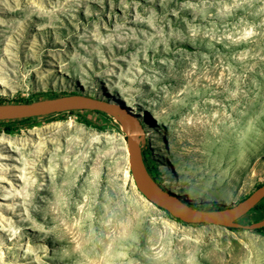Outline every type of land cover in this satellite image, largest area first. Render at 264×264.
Returning <instances> with one entry per match:
<instances>
[{
	"label": "rangeland",
	"instance_id": "374dc122",
	"mask_svg": "<svg viewBox=\"0 0 264 264\" xmlns=\"http://www.w3.org/2000/svg\"><path fill=\"white\" fill-rule=\"evenodd\" d=\"M0 82V104L110 85L160 119L166 140L146 133V164L197 204L264 184V0H0ZM62 116L0 125V264H264L257 229L178 221L150 202L118 118ZM262 219L264 198L239 222Z\"/></svg>",
	"mask_w": 264,
	"mask_h": 264
},
{
	"label": "water",
	"instance_id": "95a60500",
	"mask_svg": "<svg viewBox=\"0 0 264 264\" xmlns=\"http://www.w3.org/2000/svg\"><path fill=\"white\" fill-rule=\"evenodd\" d=\"M112 99L105 96H90L82 91H77L32 102L2 103L0 104V121L39 117L67 111L97 110L109 113L124 123L130 171L137 188L150 202L186 223L213 224L226 228L259 229L264 227V219L248 225L239 222L240 218L264 198V184L242 200L216 208H214L215 206L209 208L202 204L190 203L175 191L159 184L148 169L143 155L141 142L146 132L145 122L140 119V116L133 115L131 110L125 112L121 110L122 106L114 98ZM126 118H128L127 121ZM131 121L136 126L134 131L131 130Z\"/></svg>",
	"mask_w": 264,
	"mask_h": 264
},
{
	"label": "bare ground",
	"instance_id": "6f19581e",
	"mask_svg": "<svg viewBox=\"0 0 264 264\" xmlns=\"http://www.w3.org/2000/svg\"><path fill=\"white\" fill-rule=\"evenodd\" d=\"M7 13L9 11H6ZM67 76V75H66ZM70 79V78H69ZM77 80V79H76ZM76 80H73L72 77H71V80L68 81L69 82V85H72L74 86L75 84H77ZM63 81L64 82H67L66 78H63ZM80 82V81H79ZM78 82V83H79ZM80 86L83 88L85 94L87 93H90L91 91H89V87H87L85 84L83 85V83H79ZM4 85L0 82V92L1 93H4V89H3ZM104 89L103 91L105 92L104 95L107 97V98H110L111 100H113L112 98L115 99L116 102H118V104L121 107V110H124L125 111H128V110H131L132 111V114L135 115V116H140V119L145 122L146 124V132H145V135L146 133L147 134H151L153 132V130H155L156 134H155V137L156 139L158 140L157 143H158V146H161V143L166 140L165 136L163 135V131L160 129V119L156 116V115H151L150 112L146 109H136L134 108L133 106H131L129 104V102L124 99L123 97H121L115 90L113 87H111L110 85H104ZM90 95V94H89ZM143 108H146L143 106ZM123 112V111H122ZM149 112V113H148ZM128 120V118H126V121ZM123 126H124V123H122ZM130 126H131V130L134 131V128L136 127L134 122L131 121L130 122ZM159 127V128H158ZM139 132L141 130H138ZM158 132V133H157ZM12 146V143L10 142H7L6 143V146L7 148H10ZM157 153L155 154H159L161 157H162V160L164 162V167L162 166V170H165L169 173L170 175V172H172L171 168L172 167H169L167 166V164L169 165V155L167 154L166 151H162V153L156 151ZM154 155V154H153ZM174 169V168H173ZM168 175V174H167ZM174 184H175V187H173V191L176 192V194H178L179 196H181L182 198H184L185 200H189L190 203H193V204H197V203H205V201H203V199H201L200 197H189V195L184 192V190L182 189V187L180 186V183H178L177 181H174ZM206 199V198H205ZM220 203V202H219ZM223 203V202H222Z\"/></svg>",
	"mask_w": 264,
	"mask_h": 264
},
{
	"label": "trees",
	"instance_id": "16d2710c",
	"mask_svg": "<svg viewBox=\"0 0 264 264\" xmlns=\"http://www.w3.org/2000/svg\"><path fill=\"white\" fill-rule=\"evenodd\" d=\"M90 96H93V95H90ZM30 102H32V101H30ZM63 113L64 112L59 113V115L56 117L50 116L48 118H43V119H39L38 117H30V118L15 119V120H1L0 125L3 126V131L6 132L7 134H14V133L20 132L21 129L24 127H28V128L29 127H35V126H39V125H42V124L50 122V121L64 119V116H62ZM81 121L86 123L87 126H91V122H89L86 118H83V120H81ZM145 163H146V160H145ZM146 165H147L149 170H152V172H154L155 174H159V170H158L157 165L154 164V166L151 168L149 167L148 164H146ZM242 199L243 198H241L240 200H242ZM177 220L181 221L180 219H177ZM230 229L237 231L240 228H230ZM257 231L260 234L264 235V227L257 229Z\"/></svg>",
	"mask_w": 264,
	"mask_h": 264
}]
</instances>
